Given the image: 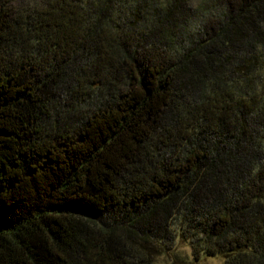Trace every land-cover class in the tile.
<instances>
[{"label": "trees", "instance_id": "obj_1", "mask_svg": "<svg viewBox=\"0 0 264 264\" xmlns=\"http://www.w3.org/2000/svg\"><path fill=\"white\" fill-rule=\"evenodd\" d=\"M264 264V0H0V264Z\"/></svg>", "mask_w": 264, "mask_h": 264}, {"label": "rangeland", "instance_id": "obj_2", "mask_svg": "<svg viewBox=\"0 0 264 264\" xmlns=\"http://www.w3.org/2000/svg\"><path fill=\"white\" fill-rule=\"evenodd\" d=\"M29 1V0H24ZM200 0H190V6L194 9ZM175 251L178 252V257L168 256L164 253L157 255V260L161 263L169 260L170 258L176 259L178 264H222L223 258L220 255L208 256L201 260H195L191 254L190 247L182 241L175 244Z\"/></svg>", "mask_w": 264, "mask_h": 264}]
</instances>
